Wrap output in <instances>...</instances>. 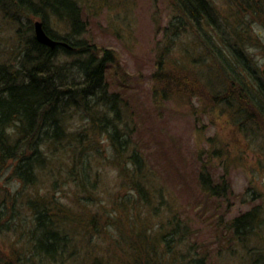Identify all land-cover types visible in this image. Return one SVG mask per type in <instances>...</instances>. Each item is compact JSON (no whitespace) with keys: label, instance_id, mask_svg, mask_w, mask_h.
<instances>
[{"label":"rangeland","instance_id":"rangeland-1","mask_svg":"<svg viewBox=\"0 0 264 264\" xmlns=\"http://www.w3.org/2000/svg\"><path fill=\"white\" fill-rule=\"evenodd\" d=\"M76 2L85 23L80 38L113 55L106 75L109 92H115L123 100L119 115L128 130L134 132L128 151L136 144V151L147 166L151 186L146 187L149 206L142 203L133 190L136 205L133 203L132 209L131 205L120 212L119 208L123 206L120 203L134 196L130 193L132 169L123 156L120 159L113 153L102 133L96 136L99 142L96 147L103 159L92 152L95 159L92 160L91 183L84 188L86 192L65 178L69 170L63 165V156L58 157L56 164L51 163V170L39 177L35 190L39 196L55 199L77 220L91 222L92 217L97 218L98 233L90 224L83 230L77 227L72 230L73 261L75 264H94L91 263L93 260L98 264H127L133 253L131 245L125 241L131 237L130 233L140 229L152 231L158 221L163 220L164 224L165 217L175 214L186 221L195 240L212 242L203 247L206 246L214 263L245 264L243 256L237 253L239 248L235 242L232 241L230 247L224 245L226 235L220 238L221 242L213 240L218 234L217 223L230 222L257 204L264 207L263 122L257 121L263 132L254 127L257 132H251V136L236 133L226 115L213 105L209 97L216 88L219 89L212 74L215 61L204 50L193 28L187 31H176L173 27L165 29L178 13L174 0ZM212 2L221 14L218 18L237 30L244 15L236 11L234 0ZM6 9L5 14L0 8V62L10 60L16 54L18 25L23 29L30 26L33 30V23L40 20L28 10L21 17L19 15L18 23L16 8L8 5ZM234 15L237 16L234 18ZM249 20L250 35L257 41L246 44V50L251 56V64L262 76L264 24ZM47 22L49 29L59 36L70 32L66 22L51 15ZM70 59V56L58 53L59 63ZM160 62L161 71H169L172 80L188 81L184 84L187 90L181 91L174 83L163 85L159 82ZM197 72L207 76L213 87L202 82L203 79H196ZM189 79L202 83V89L191 92ZM84 124L83 116L70 117L69 128L72 130L82 129ZM214 153L220 158H212ZM204 163L206 167L214 168L211 173L216 181L220 177L228 181L231 190L228 198L216 200L200 190L197 175ZM29 190L33 189H22L10 171H6L0 175V206L7 205L9 196H17L23 201ZM168 203L176 210L169 211ZM22 211L28 218L27 209ZM153 211L159 214L158 217ZM74 218L73 221H77ZM227 236L231 238V233ZM18 244L12 232L0 234V248L5 253L9 252L6 249L10 245L17 248Z\"/></svg>","mask_w":264,"mask_h":264},{"label":"trees","instance_id":"trees-1","mask_svg":"<svg viewBox=\"0 0 264 264\" xmlns=\"http://www.w3.org/2000/svg\"><path fill=\"white\" fill-rule=\"evenodd\" d=\"M174 4L178 13L165 29L187 31L193 28L204 50L215 61L212 74L219 89L209 97L213 105L226 115L236 133L251 136V132H257L254 127L263 132L257 121L263 122L264 127V77L251 64L246 44L257 41L250 35L249 18L264 24V0H234L236 11L244 15L237 30L218 18L220 13L212 0H174ZM8 5L19 12L18 23L22 13L28 10L39 16L46 34L63 44L51 49L35 39L34 23L33 30L30 26L23 29L18 25L16 54L0 62V175L10 171L22 189L31 187L34 191L29 190L23 201L9 196L7 205L0 206V234L12 232L20 243L17 248L10 245L6 249L8 253L0 248V264H73L72 230L76 227L83 230L90 224L98 233L97 218L92 217L91 222L77 220L55 199L41 198L35 191L39 177L48 173L50 164L63 156V165L69 170L65 178L77 188H87L95 159L92 152L103 159L96 147L99 143L96 136L102 133L113 153L120 159L123 156L131 165L130 193L136 191L140 201L149 206L146 187L151 184L147 166L136 151V144L135 150L128 151L134 132L128 130L119 115L123 100L115 92H109L106 75L113 55L80 38L85 23L76 0H0L5 14ZM50 15L66 22L70 32L59 36L51 31L47 22ZM58 53L72 59L59 63ZM159 65V82L174 83L181 91L187 90L184 84L188 81L172 80L170 72H162L161 62ZM196 79H203L202 82L213 87L201 73ZM198 80L189 79L191 92L202 89ZM72 115L83 116L84 128H69ZM212 158L220 156L214 153ZM213 169L204 163L197 175L200 190L216 200L228 198L231 195L228 181L223 177L216 181L211 173ZM133 197L120 203L123 204L120 212L131 205L132 209L133 203L136 205V196ZM23 208L27 209L28 218L23 215ZM168 210L176 209L168 203ZM153 212L158 217L159 214ZM164 221V224L163 220L158 221L152 231L140 229L130 233L131 237L125 241L131 245L133 253L127 264H216L205 250L206 246L203 247L212 242L195 240L186 221L175 214L165 217ZM216 225L218 234L214 235L213 242H221L220 238L226 235L224 245L230 247L232 241L235 242L245 264H264L262 204L230 222Z\"/></svg>","mask_w":264,"mask_h":264},{"label":"water","instance_id":"water-1","mask_svg":"<svg viewBox=\"0 0 264 264\" xmlns=\"http://www.w3.org/2000/svg\"><path fill=\"white\" fill-rule=\"evenodd\" d=\"M34 37L42 45L48 46L51 49H54L57 45L63 44L60 41L54 40L49 37L43 27V24L40 20L34 22ZM264 77V69L262 70Z\"/></svg>","mask_w":264,"mask_h":264}]
</instances>
